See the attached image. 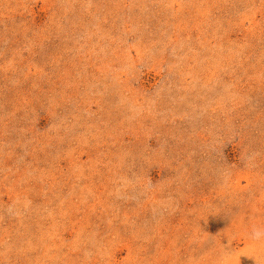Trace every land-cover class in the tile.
I'll return each mask as SVG.
<instances>
[{
  "label": "rangeland",
  "instance_id": "374dc122",
  "mask_svg": "<svg viewBox=\"0 0 264 264\" xmlns=\"http://www.w3.org/2000/svg\"><path fill=\"white\" fill-rule=\"evenodd\" d=\"M257 263L264 0H0V264Z\"/></svg>",
  "mask_w": 264,
  "mask_h": 264
},
{
  "label": "bare ground",
  "instance_id": "6f19581e",
  "mask_svg": "<svg viewBox=\"0 0 264 264\" xmlns=\"http://www.w3.org/2000/svg\"><path fill=\"white\" fill-rule=\"evenodd\" d=\"M259 260H263V259H259ZM251 261H252V260H251ZM253 261H254V260H253ZM253 261H252V262H253ZM262 263H263V262H262ZM262 263H260V264H262ZM257 264H259V263H257Z\"/></svg>",
  "mask_w": 264,
  "mask_h": 264
}]
</instances>
